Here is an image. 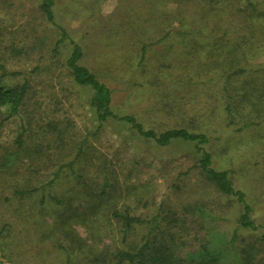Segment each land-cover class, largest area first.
Segmentation results:
<instances>
[{
  "label": "rangeland",
  "instance_id": "obj_1",
  "mask_svg": "<svg viewBox=\"0 0 264 264\" xmlns=\"http://www.w3.org/2000/svg\"><path fill=\"white\" fill-rule=\"evenodd\" d=\"M56 1L61 7L58 21L84 49L82 62L104 81L108 76L116 80L124 77L113 70L104 76V69L110 66V59L122 60L108 32L112 20L121 18L118 15L122 13L114 11L125 0ZM204 1L199 0L202 8ZM39 2L0 0V64L7 71L0 70V85L27 79L34 90L28 98L33 111L21 109L6 119L0 112V264H109L114 261L113 251L138 244L147 228L135 225L124 235L121 224L102 206L148 218L161 204L178 211L191 247L205 238L214 246L223 245L225 264H236L238 250L253 244L256 261H264L261 229L237 226L240 205L229 202L205 180L192 144L174 140L159 146L114 119L98 126L89 105L91 90L75 85L64 66L71 45L61 44L55 56L48 50L58 36L56 28L43 19ZM255 3L264 12V0ZM171 4L172 8L176 5ZM226 10L233 12L230 19L239 23L237 16L245 11V0H229ZM243 26L239 24L235 31L247 33L250 27ZM158 32L161 34L162 28ZM256 32L257 38L264 35L258 25ZM176 36L171 33L153 47L182 49ZM12 41L25 48L21 54L9 50ZM261 60L264 47L257 61ZM35 64L44 68L33 72ZM108 83L116 86L111 80ZM124 86H116L112 108L139 114L148 105L146 98L132 94L126 100ZM179 108L186 110V120L176 111L146 124L163 129L188 122L189 111L198 118L208 115L200 102H187ZM250 133L242 147L246 151L250 143V148L242 157L214 141L208 147L216 169L235 171L231 178L246 193L253 219L264 224V121H257ZM236 142L241 139L234 138ZM60 164L63 167L55 175ZM19 190L26 193H15ZM195 206L201 208L191 211ZM233 234L235 240L225 246ZM97 255L105 262H95Z\"/></svg>",
  "mask_w": 264,
  "mask_h": 264
},
{
  "label": "trees",
  "instance_id": "obj_2",
  "mask_svg": "<svg viewBox=\"0 0 264 264\" xmlns=\"http://www.w3.org/2000/svg\"><path fill=\"white\" fill-rule=\"evenodd\" d=\"M126 1L115 9L114 12L122 13L118 15L121 18L112 20L108 32L122 60L115 62L110 59V66L104 69V76L109 70L123 74L120 80L108 76L104 81L94 68L85 65L81 44L74 41L58 21L60 4L56 0H40L39 10L43 19L56 28L58 36L51 42L49 52L55 56L61 44L68 42L71 45L64 66L75 85L91 90L89 105L95 112L99 127L108 119H114L126 123L139 136L151 139L159 146L174 140L192 144L198 153L197 168L205 180L229 202L240 205L237 226L245 230L261 229L260 239L264 242V224L253 219V207L246 193L235 186L231 178L235 171L216 169L208 147L214 141L222 149L242 157L250 148L249 143L247 150H243L244 140H250V131L257 121H264V60L257 61L263 51L264 35L260 34L257 38L256 32L257 25L264 30V12L256 8L255 0H245V11L237 16L240 21L235 24L229 17L234 13L226 10L229 0H205L204 8L199 0H138L137 3L130 0L134 3L132 5L130 2L126 4ZM171 3H176L175 7H170ZM95 7L94 4L90 9ZM239 24L250 29L247 33L237 32L235 29ZM160 28L163 31L161 34L158 32ZM171 33L177 35L178 41L183 44L182 49L173 45L162 49L153 47ZM11 43L8 48L14 54H21L25 49L15 45L14 41ZM42 68L35 64L31 71L39 72ZM0 70L7 72L2 64ZM110 80L116 86L125 85L126 100H129L128 95L135 94L145 97L148 105L139 114L136 110L116 112L112 106L117 88L109 85ZM30 93L33 94L34 90L27 79L11 86L0 85L3 119L19 113L21 109L30 108L33 111L34 107L28 103ZM187 102L204 104L207 117L198 118L189 111V121L185 124L163 129H158L157 124L155 127L146 124L176 111L182 120H186V110L181 111L179 106ZM234 138L241 139V142L233 143ZM62 167L60 164L55 175ZM15 193L23 195L26 191ZM89 208L90 205L85 209ZM195 208L201 206H195L191 211ZM101 209L111 213L121 224L124 235L135 225L147 228L138 244L113 251L114 261L109 264H225L223 245L217 247L202 238L191 247L190 238L184 237L186 228L178 211L163 204L148 218L116 210L114 206H102ZM234 238L233 234L225 246L233 243ZM254 253L253 244L239 249L236 264H264V261H256ZM93 260L105 262L99 255Z\"/></svg>",
  "mask_w": 264,
  "mask_h": 264
}]
</instances>
